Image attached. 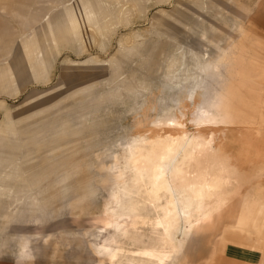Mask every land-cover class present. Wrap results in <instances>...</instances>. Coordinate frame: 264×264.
Returning <instances> with one entry per match:
<instances>
[{
	"label": "rangeland",
	"instance_id": "374dc122",
	"mask_svg": "<svg viewBox=\"0 0 264 264\" xmlns=\"http://www.w3.org/2000/svg\"><path fill=\"white\" fill-rule=\"evenodd\" d=\"M97 1L110 5L111 10L94 12L101 14L99 24L86 28L80 3L91 5ZM179 1L169 4L150 0L144 14H130L127 2L122 0H0V29L4 27L6 31L0 41V68L15 63L23 45L51 24H60V34L67 30L65 10L77 7L71 13L79 14L74 27L78 41L72 39L55 50H50V42L35 43L50 50L47 57L52 60V70L45 81L24 83L15 93L0 92V149L15 150L11 160L17 165L15 173L0 172L1 185L8 183L0 192L9 187L36 192L30 196L36 202L29 209L37 213L36 218L30 215L29 220L4 229L5 235H0V262L154 264L140 263L132 256L155 244H164L165 250L172 251L174 246L165 244V235L179 229V240L185 230L191 231L190 244L185 246L181 260L192 264H235L236 260L241 264H264V226L259 233L241 232L225 228L237 222L225 219L216 231L195 232V227L184 221L154 229L153 222L164 212L156 210L140 194L131 170L127 169V190L119 189L121 171L126 167L125 142L143 134L141 126L149 127L151 118L162 115V109L177 112L179 106L188 107V115L195 117L197 109L205 105L222 112L225 123L231 124L228 114L235 120L224 152L220 154L216 149L211 158L230 163L235 169V183L244 190L250 188L262 214L259 222L264 221V14H252V0H237L247 10V16L229 12L225 16L166 14L163 27H170L166 26L165 33L158 32L155 13L171 11ZM114 8L125 11L115 12ZM220 15L223 21L215 22ZM202 24L213 37L214 41L207 40L205 45L214 54L190 66L198 72L186 84L182 82L185 88L165 90L156 78L151 80L148 75L156 68L162 50L168 49V43L171 50L187 46L202 55L197 45L201 43ZM219 27L224 29L222 34ZM89 31H97L98 38ZM189 31L196 45L186 40ZM234 48L238 50L236 60ZM44 50L39 53L44 55ZM227 57H231L230 61ZM163 74L159 70L157 78ZM134 84L136 90L130 99L117 105V90ZM8 109L15 117L13 133L2 127L10 121L5 114ZM233 113L237 115L233 117ZM260 122L261 130L254 138ZM195 126L188 129L196 131L199 125ZM245 126L250 127L246 130L249 133L243 134ZM183 159L182 154L176 157L177 162ZM35 179L38 183L32 184ZM163 201H167V195ZM1 203L0 210L4 208ZM19 203L23 205L21 200ZM246 208L238 203L232 210L241 214L248 211ZM130 215L141 217L144 224L137 229L128 227ZM114 217L119 218L118 229L114 228ZM167 264L179 262L172 258Z\"/></svg>",
	"mask_w": 264,
	"mask_h": 264
},
{
	"label": "bare ground",
	"instance_id": "6f19581e",
	"mask_svg": "<svg viewBox=\"0 0 264 264\" xmlns=\"http://www.w3.org/2000/svg\"><path fill=\"white\" fill-rule=\"evenodd\" d=\"M122 1L127 2L128 4V0ZM92 8L94 10L88 12ZM70 10H65L66 25L68 27L67 30L65 28V31L60 34V24H51L44 29V31L40 32L35 37L36 39L34 38L27 42V44L32 45L31 49L26 48L29 45H23L22 51L16 57L15 63L7 64L0 68V92L15 93L19 88L26 85L24 83L45 81L48 76V71L52 66V60L47 57V53L50 50L58 49L63 43L69 44L72 39L78 41V37L74 31L76 29H74V27L77 22L76 20L79 18V14L71 13L72 11L77 10V7ZM79 10L83 12L80 16L85 27L93 28V26L96 27V25L99 24L98 16L101 15L94 14V12L111 10V8L110 5H101L97 1L95 4L91 5L80 3ZM113 16L117 17L116 14ZM179 18L183 17L179 16ZM91 34L92 37L96 36L98 38L97 31H92ZM187 34L189 35V38L186 40L189 44L196 45V43H192L195 42L192 40L195 38L194 34L191 31ZM201 37L199 38L201 43H198L197 45L201 48L203 52L202 55L195 49L193 50L187 46H179V48H172L171 50V44L168 43V49L165 48L162 50L161 54L158 56L159 61L156 63V68L150 71L148 77L151 80L156 78L155 81L165 90H169L170 88L174 89L176 87H180V90H182L184 87L182 82L186 84V81H189L190 77L195 76L198 72L196 68L193 69L194 67H192L191 69L190 66L194 63L197 65L198 60H203L206 56L214 54V51L212 52L205 45L207 40H210L211 42L214 40H212L213 37L210 36L208 28L203 24ZM80 39L81 38H79V40ZM36 42H42L43 44L44 42H50L51 48L50 50L46 49L45 51L44 48L35 45ZM35 48H38L39 52L44 50V55L37 52ZM235 57L236 55L234 58ZM40 60H42V62ZM226 63H228V61H226ZM159 70L164 71V74L160 78H157V72ZM20 78H23V80ZM135 90V84L130 86L123 85L117 90L115 96L116 104L119 105L126 103V101L130 99V94ZM214 103L211 104L215 107ZM230 106L233 105L230 104ZM167 109H162V115L151 118V125L149 127L141 126V128H143V134L139 137H133L131 140L125 142L124 156L126 167L121 171L123 173L121 181L118 183L119 189L127 190L126 177L128 174L127 169H129L135 175L133 183L138 186L140 194L146 196L150 205H153L156 210L164 212L163 217L161 216L162 218L157 217L153 222V226H155L154 229L161 230L162 227H164V224L173 221H184L186 224H192V226L195 227L193 230L195 232L199 229L205 230L204 227L196 226L194 222L200 217H202L203 220L211 219L215 214L214 212L227 206L230 202L234 201L233 199L238 195L241 196L240 193L244 191L243 188L235 183L232 177L235 169L230 163L226 161L216 162L211 158V154H213L216 149L219 150L220 154L224 152L235 120L230 117L231 114H228L227 116L230 115L228 118H230L229 121L231 124H227L224 122L225 120L223 121L221 119L222 112H215L211 107H205V105L201 109H197L198 114L195 117H190L188 115V113H190V108L188 107L179 106L177 112ZM229 110L231 109L229 108ZM137 113L140 114V111H137ZM5 114L10 121L2 127L7 132L13 133L15 132V127L13 126L15 117L13 112L8 109ZM234 114L237 115V113H233V117ZM244 123L245 122H242L243 125ZM196 124L199 125L196 131H190L188 129L189 126H195ZM239 124L241 125V123ZM248 126H245L243 134L249 133L246 131L250 128ZM5 139L9 140L8 138ZM14 153L15 150L0 149V172H16L17 165L11 160L15 157ZM180 154L183 155L184 159L177 162L176 157L180 156ZM173 163H175V165ZM191 170L193 171L191 172ZM37 181L38 179L33 180L32 184ZM4 184L8 183L4 182L3 185ZM3 185L0 183V188L4 187ZM131 188L132 187L130 186L128 187V189ZM164 195H167V201H163ZM130 206L132 207L131 209L134 210L133 204ZM112 219L115 221L114 228L118 229L119 224L117 220L119 218L116 219L114 217ZM129 219L128 227L132 229H137L140 225L144 224L141 217L139 219L130 215ZM190 232L189 230L183 232L184 237H182V239L184 238V247L189 244ZM179 233V229H171L165 235V244H169L171 247H177L176 244L180 242V237L178 236ZM163 239L164 238H162V240ZM165 248L167 247H165L164 244L161 247H158L155 244L150 248H143L139 250V260L145 263L151 262L154 264L156 263V259L163 261V258H167V250H165Z\"/></svg>",
	"mask_w": 264,
	"mask_h": 264
},
{
	"label": "crops",
	"instance_id": "0c3cea01",
	"mask_svg": "<svg viewBox=\"0 0 264 264\" xmlns=\"http://www.w3.org/2000/svg\"><path fill=\"white\" fill-rule=\"evenodd\" d=\"M156 3H162V2H168L169 4L172 2V0H154ZM148 2L150 0H128V7H129V12L130 14H144V10H146V6L148 5ZM211 4H214L212 6ZM252 14H264V0H252ZM114 7V6H113ZM115 12H123L125 10H117L114 8ZM232 13L234 15H237L239 17H244L247 16V10L245 8H242L239 5V2L237 0H181L178 2L177 6L172 9L171 11H165V10H160L157 11L155 14L157 15V24L160 26L158 28V32L165 33L164 29L167 27H170L168 25L163 27V17L169 15V14H223L224 13ZM154 14V15H155ZM167 14V15H166ZM248 14V13H247ZM154 15L152 17V21L154 19ZM220 15L218 18L215 19L216 21H223L224 16ZM229 15V14H226ZM159 19H162L160 23L158 22ZM151 21V24H152ZM151 26V25H150ZM216 26V25H215ZM219 34H222L221 32L224 30L223 27H219ZM5 28L1 27L0 29V41L5 37ZM221 35V40L222 43L224 41V38ZM1 43V42H0ZM223 47L221 50L223 51ZM235 49V48H234ZM233 51V50H232ZM236 56L238 54V50H236ZM261 123L260 122L258 125V128L256 130V135L254 138L259 134V131L261 130ZM4 189V190H3ZM2 192H0V202H2V206L4 207L3 209L0 210V235L4 236V229L5 228H12L15 227V225L20 223L21 220H29L30 215L31 216H37V213L35 214L34 211H32L31 206L35 205L36 198H31V195L36 194V192H31L29 189L27 190H19L17 188H3ZM241 196L238 195L234 201L230 202L227 206L219 209L218 211L214 212L209 220H203V218H199L198 220L195 221L196 226H201L204 227L205 230H212L216 231L219 226H221L222 222L225 221V219L231 220L234 219L235 223H231L230 225H226L228 227L225 228H233L236 229V231H241V232H250V231H255L256 233H259L262 227L264 226V221L259 222L261 219V213L259 212L260 208L257 206V200L253 197L254 195L251 193V190H244L241 193ZM29 198H23V197H28ZM16 197V198H15ZM21 200L22 204H17V202ZM13 202H16L13 204ZM241 203L245 204L247 207L246 209L248 210L247 212L238 214L236 213L237 211H233L232 207L235 206L236 204ZM16 205L22 206L25 208V210H19ZM16 210V211H15ZM237 218H242L238 219ZM7 222V223H6ZM225 225V223H224ZM249 228H254V230L249 229ZM184 237V236H182ZM184 239V238H183ZM180 239L177 243V247L174 248L172 251H167V258H163L161 261L160 259H156L155 264H167V262L172 259L176 258L179 264H192L190 262H187V260H181V255H183L184 252V240ZM183 240V241H182ZM191 241V238L189 242ZM190 244V243H189ZM188 246V245H187ZM213 251H215V248H212ZM132 258L139 260V256H132ZM180 259V260H179ZM140 261V260H139ZM161 261V262H160ZM159 262V263H158ZM140 263H145L140 261ZM235 264H241V260H236L234 262ZM249 263V262H248ZM0 264H18V263H12V262H3L1 261ZM247 262L245 261V263Z\"/></svg>",
	"mask_w": 264,
	"mask_h": 264
}]
</instances>
